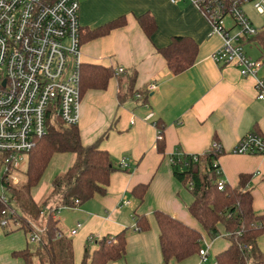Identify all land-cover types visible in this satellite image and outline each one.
<instances>
[{
  "label": "crops",
  "instance_id": "obj_1",
  "mask_svg": "<svg viewBox=\"0 0 264 264\" xmlns=\"http://www.w3.org/2000/svg\"><path fill=\"white\" fill-rule=\"evenodd\" d=\"M261 8L259 12L254 7L257 17L253 20L247 18L258 30L264 28V0ZM146 13L157 24L152 38L143 33L137 22ZM122 16L127 19L123 28L82 44V64L111 68L116 73L118 68H124L126 73L136 71V91H145L153 83L157 89L149 92L147 100L136 95L120 103L118 95L121 87L126 88V79L118 76L109 81L105 91L90 90L81 97L78 127L82 144L93 145L104 136L100 148L110 154L116 170L105 195H95L89 202L73 208L69 214L71 224L67 214L58 213L56 218L59 229L80 226L78 234L71 238L73 251L74 240L78 249L83 244L84 249L90 238L116 236L127 230L125 258L110 264H163L155 211L166 212L200 229L188 211L192 195L173 177L172 157L177 150L186 155H201L216 140L224 151L218 160L223 180L236 187L240 175H250L253 210L264 215V155L232 153L247 134L256 132L264 137V102L257 100L255 78L242 77L238 67H219L213 62L211 57L223 46V39L212 33L209 20L191 2L80 0L83 32ZM227 28L234 31L231 20H227ZM174 37H188L198 45L195 64L179 75L169 72L158 53ZM245 51L255 59L263 58L256 45H247ZM257 77L264 81V65ZM157 122L164 126L163 153L158 150ZM122 159L129 160L128 169L120 168ZM140 184H150L142 205L132 196V190ZM124 200L129 205L121 207ZM135 213L147 216L149 231L136 230ZM8 229L0 228V264H16L12 254L28 246L23 231L9 233L11 228ZM220 232L223 233L221 228ZM258 244L264 252V235ZM227 247L228 242L222 236L212 240L204 234L202 249H208V260ZM74 258L80 263L75 253ZM174 263L179 264L175 261L169 264Z\"/></svg>",
  "mask_w": 264,
  "mask_h": 264
},
{
  "label": "trees",
  "instance_id": "obj_2",
  "mask_svg": "<svg viewBox=\"0 0 264 264\" xmlns=\"http://www.w3.org/2000/svg\"><path fill=\"white\" fill-rule=\"evenodd\" d=\"M225 1L232 3L233 0ZM137 22L143 33L152 38L157 30L154 17L146 13L138 17ZM126 24L127 19L122 16L96 29L86 32L82 30L81 43L105 37ZM247 44L256 45L264 58V28L251 37ZM158 53L166 61L169 72L179 75L195 64L198 45L191 38L174 37L170 45L158 49ZM118 76L126 79V88L121 87L118 95L120 103L136 95L148 99V89L135 90L136 71L126 73L124 70L117 74L111 68L92 64H81V97L90 90L105 91L109 81ZM156 126L161 137L158 150L163 153L164 126L158 122ZM103 138L104 136L93 145L84 146L78 125H66L60 119L52 118L47 134L37 141L29 155L25 182L16 186L0 181L5 186L7 198L4 201L0 195V219H7L11 223L10 227L13 229L9 233L23 231L28 239L25 250L12 254L22 264H110L125 258L127 230L116 236L107 235L88 240L80 263L75 261L72 239L58 237L59 221L56 214L61 209L74 208L89 202L95 195L106 194L116 168L110 154L100 148ZM177 152L181 153L180 150ZM64 154H73L74 163L64 174L53 179L48 198L39 204L34 192L53 157ZM223 154L224 151L219 152L210 147L206 153L195 155L197 161L193 160V156L183 153L172 157L173 177L192 195L193 201L188 211L200 229L190 227L166 212L155 211L153 216L159 231L163 264L171 261L181 263L199 256L204 234L212 240L222 236L228 242L227 249L216 255L214 264H264V252L258 244L264 235V215H258L253 210V196L249 189L251 176L242 174L236 187L225 183L223 190H219L222 174L218 160ZM149 188L150 184H140L132 190V196L139 205L144 203ZM16 222L18 227L14 226ZM135 222L139 232L151 229L150 221L145 215L135 213ZM36 227L45 231L38 244H32L29 236L35 232Z\"/></svg>",
  "mask_w": 264,
  "mask_h": 264
},
{
  "label": "built area",
  "instance_id": "obj_3",
  "mask_svg": "<svg viewBox=\"0 0 264 264\" xmlns=\"http://www.w3.org/2000/svg\"><path fill=\"white\" fill-rule=\"evenodd\" d=\"M183 1L199 8L209 20L212 33L223 39V46L211 57L213 62L219 67H238L242 77L255 78L257 100L264 102V81L257 77L264 58L252 59L245 51L248 40L259 30L242 10L245 3L255 1L254 7L262 12L263 0H170L173 4ZM227 20L232 21L234 31L227 28ZM81 31L80 0H0V155L5 167L0 181L19 183L16 175L25 170L30 153L47 134L52 118L66 125L79 124ZM123 71L124 68L117 69V73ZM156 89L155 83L148 87L149 92ZM211 148L223 151L217 141ZM232 153L264 155V137L249 133ZM174 155L181 153L176 151ZM191 156L197 161L195 155ZM119 166L128 169L129 160L122 159ZM224 184L222 178L218 189L223 190ZM4 192L5 186L0 184L1 198L6 201ZM127 205L129 202L124 200L121 207ZM10 224L7 219H0V228ZM14 226L18 227V223ZM79 227L58 229V237L71 239ZM44 231L36 227L29 236L30 242L38 244ZM198 257L200 264H205L208 249H201Z\"/></svg>",
  "mask_w": 264,
  "mask_h": 264
},
{
  "label": "rangeland",
  "instance_id": "obj_4",
  "mask_svg": "<svg viewBox=\"0 0 264 264\" xmlns=\"http://www.w3.org/2000/svg\"><path fill=\"white\" fill-rule=\"evenodd\" d=\"M257 2L253 1V2H247L245 3L244 7H242L243 12H245V14L247 15V18L249 17L250 19H254V17H257V12L254 9V6ZM258 17L261 18V16L258 15ZM250 54V53H249ZM248 54V55H249ZM250 56H252V54H250ZM252 59L253 56L251 57ZM75 160V156L73 154H64V155H55L52 159V161L50 162L46 172L43 175V178L40 182L39 187L35 190L34 192V197L36 200H38L40 203L42 204L43 202L46 201V199L48 198L50 191H51V187H52V181L53 179L57 176V175H61L64 174L69 167L72 166V164L74 163ZM27 166L25 168V170H21V172L19 174H17L16 176L19 179V183L16 185H20L23 182H25L26 180V172ZM5 172V167L2 164V156L0 155V178L4 175ZM73 210V208H64L61 209L59 211V215L61 214H71V211ZM68 223L71 224V222L73 221V219L70 217L67 218ZM11 229V227H9ZM9 230V229H8ZM76 240H74V253L76 258H79V261L81 262L83 259V253H84V249H83V245L80 246V249L77 248L76 246ZM14 262L16 264H22V261L19 259H15L14 258ZM215 263V257L212 254V256L209 258L208 262L205 264H214ZM176 264V263H174ZM179 264H200V258L198 256H195L193 258H190L189 260H186L184 262H181Z\"/></svg>",
  "mask_w": 264,
  "mask_h": 264
}]
</instances>
